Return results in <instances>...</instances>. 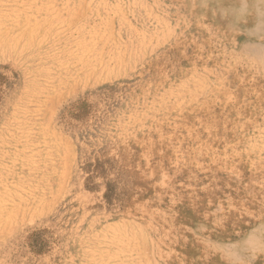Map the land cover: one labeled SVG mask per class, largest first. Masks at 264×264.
Instances as JSON below:
<instances>
[{
  "label": "rangeland",
  "instance_id": "1",
  "mask_svg": "<svg viewBox=\"0 0 264 264\" xmlns=\"http://www.w3.org/2000/svg\"><path fill=\"white\" fill-rule=\"evenodd\" d=\"M0 264H264V0H0Z\"/></svg>",
  "mask_w": 264,
  "mask_h": 264
}]
</instances>
